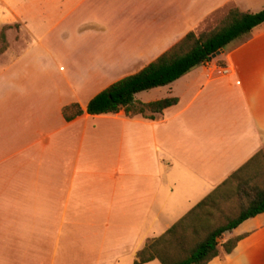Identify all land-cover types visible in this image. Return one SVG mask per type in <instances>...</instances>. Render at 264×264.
<instances>
[{
  "label": "crops",
  "instance_id": "1",
  "mask_svg": "<svg viewBox=\"0 0 264 264\" xmlns=\"http://www.w3.org/2000/svg\"><path fill=\"white\" fill-rule=\"evenodd\" d=\"M22 1L1 24L0 264H133L147 240L264 154V23L136 94L143 104L177 99L152 120L63 116L187 33L211 29L229 4L251 12L241 0L124 4L126 16L152 14L135 42H111L109 0ZM232 231L224 237L242 239L223 264H264V213Z\"/></svg>",
  "mask_w": 264,
  "mask_h": 264
},
{
  "label": "trees",
  "instance_id": "2",
  "mask_svg": "<svg viewBox=\"0 0 264 264\" xmlns=\"http://www.w3.org/2000/svg\"><path fill=\"white\" fill-rule=\"evenodd\" d=\"M263 23L264 8L251 13L241 12L232 6L213 29L199 34L187 33L139 72L114 82L96 94L84 111L72 105L63 109V116L70 121L83 113L99 116L123 111L127 117L141 115L152 120L154 114L176 105L177 99L143 104L134 100L136 94L171 84ZM4 29L0 33L1 52L6 48ZM263 213L264 154L258 152L163 234L147 240L136 253L133 264L154 260L159 264H209L219 256V246L225 255H229L242 239L233 237L220 244L225 234Z\"/></svg>",
  "mask_w": 264,
  "mask_h": 264
},
{
  "label": "rangeland",
  "instance_id": "3",
  "mask_svg": "<svg viewBox=\"0 0 264 264\" xmlns=\"http://www.w3.org/2000/svg\"><path fill=\"white\" fill-rule=\"evenodd\" d=\"M241 1L244 5L243 9H248L249 11L253 13L254 12L256 13L264 8V0H244V1L241 0ZM20 2H23V1L22 0H0V33L3 31V28L5 27L1 24L12 21L13 9L18 4H20ZM108 2H111L115 8V11L113 8L110 11V14L115 19L111 25V35H112L111 42L112 41L119 42V41H126V40H128V42H133V41L135 42V40H137L136 37L138 38L141 36L140 29L142 27L143 19H144V24L147 23L148 20L150 22V17L152 14H150V17H149L147 16V13L143 14L141 11L137 10L132 13H128V16H126V13L124 10V4H129V8H132L133 7L132 4L133 5L137 4L138 0H109ZM230 7H232L231 4H229L225 9H223L222 11L214 15L215 17L212 18L214 23L212 26H210L211 29H213L218 24V22L222 19V17H224V15L226 14L227 10ZM129 15L131 16L129 17ZM127 17L128 19H130V21L129 20L127 21L128 23L125 22L126 20L125 18ZM5 28H8V26ZM205 29H207V27H205ZM0 48H1V44H0ZM220 54L218 56H220ZM230 233L232 235H235L237 231H232ZM225 240H226V237L223 236L220 240V244L223 243ZM226 261H227V258L225 254L222 252L221 247L219 246V256L216 259L212 260L209 264H223ZM152 264H158V263L155 262Z\"/></svg>",
  "mask_w": 264,
  "mask_h": 264
},
{
  "label": "water",
  "instance_id": "4",
  "mask_svg": "<svg viewBox=\"0 0 264 264\" xmlns=\"http://www.w3.org/2000/svg\"><path fill=\"white\" fill-rule=\"evenodd\" d=\"M221 53V50H218L217 52H215L214 54H212L209 58V60L215 58L216 56H218Z\"/></svg>",
  "mask_w": 264,
  "mask_h": 264
}]
</instances>
